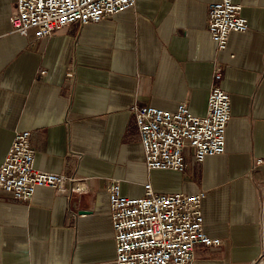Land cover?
I'll list each match as a JSON object with an SVG mask.
<instances>
[{
	"label": "crops",
	"instance_id": "0c3cea01",
	"mask_svg": "<svg viewBox=\"0 0 264 264\" xmlns=\"http://www.w3.org/2000/svg\"><path fill=\"white\" fill-rule=\"evenodd\" d=\"M212 1L135 0L35 38L12 31L14 0H0V163L27 130L33 166L84 189L0 191V264H114L109 179L128 197L145 184L202 191V230L219 242L196 244L194 264H264V0H233L246 27L221 50L206 30ZM214 84L229 97L223 153L197 162L187 147L181 172L147 169L131 108L184 102L203 115Z\"/></svg>",
	"mask_w": 264,
	"mask_h": 264
},
{
	"label": "built area",
	"instance_id": "2783aa9c",
	"mask_svg": "<svg viewBox=\"0 0 264 264\" xmlns=\"http://www.w3.org/2000/svg\"><path fill=\"white\" fill-rule=\"evenodd\" d=\"M8 20L13 32L35 38L47 36L70 24L86 25L112 17L133 7L135 0H14ZM245 18L240 4L216 0L207 6L206 30L217 49L225 47L230 32L243 31ZM213 80L220 79L219 67ZM143 162L147 169L181 172L183 149L193 150V159L224 151V132L229 118V97L217 84L208 91L203 115L191 113L184 102L173 110L151 105L132 107ZM29 131H17L0 163V191L18 201L29 200L38 186L56 194L68 189L83 192L72 177L44 172L33 166ZM256 161L255 163H258ZM114 244V264H194L196 244L216 245L218 239L202 230V191L155 193L148 184L138 197L122 195L117 180L105 183Z\"/></svg>",
	"mask_w": 264,
	"mask_h": 264
}]
</instances>
